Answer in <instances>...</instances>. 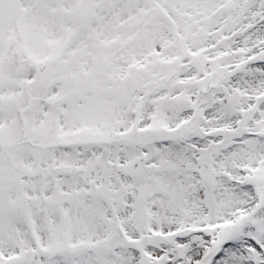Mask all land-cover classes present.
<instances>
[{"label":"snow or ice","instance_id":"obj_1","mask_svg":"<svg viewBox=\"0 0 264 264\" xmlns=\"http://www.w3.org/2000/svg\"><path fill=\"white\" fill-rule=\"evenodd\" d=\"M0 264H264V0H0Z\"/></svg>","mask_w":264,"mask_h":264}]
</instances>
